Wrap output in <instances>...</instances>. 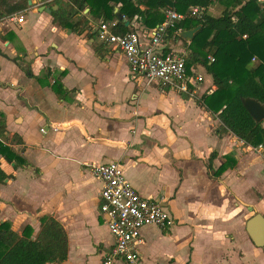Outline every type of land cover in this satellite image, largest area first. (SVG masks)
<instances>
[{
	"label": "crops",
	"instance_id": "obj_1",
	"mask_svg": "<svg viewBox=\"0 0 264 264\" xmlns=\"http://www.w3.org/2000/svg\"><path fill=\"white\" fill-rule=\"evenodd\" d=\"M56 1L0 0L22 5L13 16L24 18L0 20V112L6 124L0 140L27 161L16 167L0 157L9 177L0 184V223L9 222L19 236L29 226L35 238L40 218L52 216L69 240L61 264H103L114 240L100 212L102 182L87 166L117 161L143 197L167 204L176 219L171 230L143 231L138 264H264L250 262L245 252L256 247L247 221L264 216V149L217 133L219 119L197 103L216 90L212 76L197 66L204 81L194 94L132 77L123 56L90 37L102 21L86 8L75 19L87 20L88 27L65 29L54 23ZM222 1L214 0L206 13L220 17ZM127 26L144 29L140 18ZM181 32L167 36V53L188 55L190 42ZM120 68L125 75L118 90ZM55 80L66 90L64 98L53 91ZM212 154L215 171L232 154L237 165L214 178L207 168ZM156 238L180 252L157 253Z\"/></svg>",
	"mask_w": 264,
	"mask_h": 264
},
{
	"label": "trees",
	"instance_id": "obj_2",
	"mask_svg": "<svg viewBox=\"0 0 264 264\" xmlns=\"http://www.w3.org/2000/svg\"><path fill=\"white\" fill-rule=\"evenodd\" d=\"M56 2L60 8L53 12L54 23L65 29L77 32L83 25L88 27L87 20L75 17L89 8L90 14L102 23L117 21L114 33L126 34L131 31L127 22L135 18L142 20L146 30H152L165 20L170 10L187 13L194 6L207 10L214 0H69L68 7ZM222 5L224 10L220 17L206 13L202 19H186L178 22L169 31V36L201 26L188 46L187 69L190 72L199 65L205 68L212 76L216 90L202 96L197 103L219 119L218 134L231 133L246 147L264 148L262 123L257 124L243 104L245 99L251 98L264 105V2L223 0ZM0 6L5 7L0 10V20L13 16L22 8V5L9 6L5 2ZM96 35L97 32L90 37ZM177 38L182 39L178 35ZM209 57L215 61L211 62ZM51 87L57 95L65 97L67 92L59 80H55ZM5 131L4 115L0 112V136ZM14 140L19 144L22 142L18 137ZM0 157L15 163L16 167L27 163L11 145L1 140ZM214 158L215 154H212L207 165L214 178L221 177L227 169L237 165L232 154L215 171ZM8 178L0 166V184ZM32 236L33 229L29 226L19 236L9 222L0 223V264H61L67 260L68 235L57 219L41 217L40 230L35 238Z\"/></svg>",
	"mask_w": 264,
	"mask_h": 264
},
{
	"label": "built area",
	"instance_id": "obj_3",
	"mask_svg": "<svg viewBox=\"0 0 264 264\" xmlns=\"http://www.w3.org/2000/svg\"><path fill=\"white\" fill-rule=\"evenodd\" d=\"M205 14L206 9L198 6L191 7L187 13L170 10L154 29L131 30L126 34L114 33L117 21L104 22L97 30V38L126 59L132 77H141L147 84L157 85L162 90L194 94L204 77L194 69L189 72L185 54L167 53L164 43L178 22L202 19ZM4 20L24 22L23 17L17 16ZM209 59L215 61L213 57ZM258 149L263 151L264 148ZM87 169L92 177L102 182L100 212L114 240L103 264H138L142 259L141 247L146 243L143 231L151 227L171 230L176 219L159 200L143 197L128 180L119 162L92 163Z\"/></svg>",
	"mask_w": 264,
	"mask_h": 264
},
{
	"label": "water",
	"instance_id": "obj_4",
	"mask_svg": "<svg viewBox=\"0 0 264 264\" xmlns=\"http://www.w3.org/2000/svg\"><path fill=\"white\" fill-rule=\"evenodd\" d=\"M40 11L52 13V9L42 7ZM120 19H123L121 15L118 16ZM129 25V22L127 23ZM201 29V26L183 31L180 33V36L186 41L191 42L194 35ZM243 104L246 110L250 113L252 118L257 124H260L264 120V105L258 100L247 98L243 101ZM165 207H168L167 204H163ZM247 233L252 239L253 243L258 248L264 249V216L262 214L256 213L252 218L247 221L246 224Z\"/></svg>",
	"mask_w": 264,
	"mask_h": 264
},
{
	"label": "rangeland",
	"instance_id": "obj_5",
	"mask_svg": "<svg viewBox=\"0 0 264 264\" xmlns=\"http://www.w3.org/2000/svg\"><path fill=\"white\" fill-rule=\"evenodd\" d=\"M8 1L10 3L13 2V0H8ZM57 1H59L60 5H62L63 7L69 6V0H57ZM221 10H223V9L221 8L217 11V13H216L217 16L220 14ZM194 70L200 71L201 69L196 68ZM118 73H119V76H117V78H116L117 82H118L117 88H118V90H120L119 88L122 87V85H120L121 84V78L123 77V75H125L124 69L123 68L118 69ZM208 77L206 78V84H209V82H210V81H207ZM159 240H160L159 238L154 239V243L156 244V249L158 251L157 253H166V252L169 253V251H171V250H176V253L180 252L179 249H176L173 247V244H171L167 241L162 242ZM245 252H246V255H248L250 257V259H251L250 262L259 263L260 260H264V249H259V248L255 247V249L245 250Z\"/></svg>",
	"mask_w": 264,
	"mask_h": 264
}]
</instances>
